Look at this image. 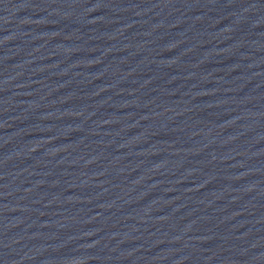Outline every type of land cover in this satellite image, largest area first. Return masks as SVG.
I'll list each match as a JSON object with an SVG mask.
<instances>
[{
  "label": "water",
  "instance_id": "95a60500",
  "mask_svg": "<svg viewBox=\"0 0 264 264\" xmlns=\"http://www.w3.org/2000/svg\"><path fill=\"white\" fill-rule=\"evenodd\" d=\"M0 264H264V0H0Z\"/></svg>",
  "mask_w": 264,
  "mask_h": 264
}]
</instances>
